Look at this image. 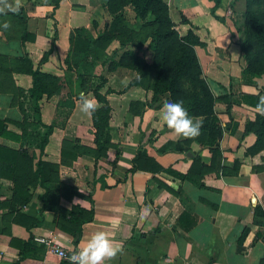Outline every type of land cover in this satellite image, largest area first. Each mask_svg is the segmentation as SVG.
<instances>
[{"label":"crops","instance_id":"0c3cea01","mask_svg":"<svg viewBox=\"0 0 264 264\" xmlns=\"http://www.w3.org/2000/svg\"><path fill=\"white\" fill-rule=\"evenodd\" d=\"M163 1L177 32L191 29L201 41L195 50L216 99V147L167 127L166 94L153 98L147 83L130 85L127 69L103 67L109 140L99 154L92 114L80 110L65 64L70 32L89 23L94 4L20 0L19 14H0V25L11 24L0 26V120L9 133L0 136V264H61L33 238L48 235L77 252L98 231L123 245L105 264H264V217L255 212L264 208V133L256 144L246 123L257 111L236 102L255 92L241 78L232 24L222 0ZM29 67L66 75L72 107L57 94L31 96ZM91 85L81 91L97 109ZM69 229L81 231L77 244Z\"/></svg>","mask_w":264,"mask_h":264},{"label":"trees","instance_id":"16d2710c","mask_svg":"<svg viewBox=\"0 0 264 264\" xmlns=\"http://www.w3.org/2000/svg\"><path fill=\"white\" fill-rule=\"evenodd\" d=\"M58 2V1H56ZM215 7L217 6L219 0H214ZM126 4L132 6L133 12L139 19L145 18L149 11L160 8L162 10V15L157 18L154 28L149 35V47L153 52V58L151 63V69L145 67L138 69V75L135 80L130 82V85L145 84L150 86L153 93V98L159 94L169 92L170 96L174 99L176 95H183V98L187 101V109L189 112L193 113L194 116H203L205 120L204 130L210 125V131L212 132L211 139L205 143L206 145L216 147V139L220 137V124L219 120L214 112L215 97L202 73V69L196 54L195 46L201 44L199 37L189 29L184 35H180L175 29V25L169 14V7L163 0H105L104 7L107 12L111 15H116ZM214 8L211 9V13L214 15ZM258 33H261L260 37V49L264 53V34L262 33L260 26H256ZM82 28H74L71 30L69 35L70 49L65 58L66 70L71 73H75L77 78V84L79 92L91 85V89L95 98L102 103V105L97 108L92 113L93 125L96 129V144L98 153L109 140V129H108V112L109 106L104 97L99 93L100 86L105 82V77L97 76L93 79L94 75L90 74L89 71H85L86 65L83 63V58L86 52L80 51L74 47L76 36L79 35ZM103 36V33L100 37ZM135 39V38H134ZM133 37H126L122 41L123 44L138 43L137 40L134 41ZM144 40V39H143ZM91 43L93 49H97L95 43L97 38L91 36ZM145 41V40H144ZM132 57V53L125 52L123 56L117 62H110L107 65V71H112L116 69L117 66L127 67V59L129 56ZM22 62H28L25 59H20ZM29 66L31 65L30 62ZM115 64V65H114ZM127 64V65H126ZM30 74L32 76V85L29 88L31 96L39 99L43 94L58 95V104L67 105L72 107L73 102L66 100L65 96L67 92V84L70 82L69 78L64 76H54L51 74L43 73L39 69L31 70L29 67ZM153 76H149V72ZM193 75L194 82L191 86L190 96L186 94L189 86L186 87L183 84V77ZM94 80V82L92 81ZM145 79H147L145 81ZM199 84V86H197ZM196 91L194 92V90ZM261 96H264V91L260 90L259 93H246L243 92L239 95L236 102L238 104H246L255 109L258 100ZM246 131H251L256 134V144H260L262 141V135L264 133V116L258 115L255 121H249L246 123ZM7 125L3 120H0V136H8ZM15 154V152H11ZM100 154V153H99ZM98 154V155H99ZM16 156L11 157V161H14ZM37 164L36 174L39 171V165ZM174 172V171H173ZM177 176H183L177 172H174ZM18 190L17 186L15 187ZM46 195H44L45 197ZM255 212L259 216L264 217V208L256 206ZM183 216V215H182ZM179 217V224L181 225V217ZM264 225L263 221H258ZM190 227V226H189ZM188 229V227H186ZM69 231L74 235V244H77L80 238L81 231L78 230L74 232L69 229ZM247 233L245 229L240 236L241 241ZM61 264H69V261L63 260Z\"/></svg>","mask_w":264,"mask_h":264},{"label":"rangeland","instance_id":"374dc122","mask_svg":"<svg viewBox=\"0 0 264 264\" xmlns=\"http://www.w3.org/2000/svg\"><path fill=\"white\" fill-rule=\"evenodd\" d=\"M104 1L105 0H90L95 7L93 17L89 20L88 24L79 27L82 28V30L79 35L76 36L74 47L80 51L86 52L83 58V63L86 65L84 70L89 71L92 75H100L102 77L105 76V72L101 70L103 67L107 68L108 63L111 61H119L125 52H131L132 57L128 55L129 58L127 62L129 65L126 64L127 67L116 66L117 68L121 67L127 69L132 78L130 82H132L139 77L138 69L141 68L142 65L145 67V64H147V68L151 69L153 52L149 47V35L154 28L155 22H157V18L162 15V10L160 8H155L149 11L145 18L139 19L135 16L132 6L126 4L116 15H111L104 7ZM221 7H223V15L229 17L232 24V34L233 37H235V43L239 51L238 67L242 80L245 81L255 93H259L260 90L264 91V53L260 49L261 33H258L256 27L257 25L260 26L264 34V0H222ZM182 20L185 21V18L183 17ZM98 23L100 24L99 29ZM102 33L103 36L100 37ZM91 36L97 38V42L95 43L97 49H93L89 44L91 43ZM126 37L135 38L134 41L137 40L139 45L134 42L123 44L122 41ZM149 76H151V80H153L154 75L150 73ZM146 80L147 79H145V81ZM182 81L186 87L189 86L186 94L190 96V85L194 82L193 75L184 76ZM197 86H199V84H197ZM195 91L196 89L194 92ZM163 94H166L164 96H166V100L168 101L176 102L182 100L184 106L187 108L188 103L183 98V95H176L173 99L169 92ZM163 94H159L155 97H160ZM225 94L222 96H226ZM219 98L220 97H218V99ZM214 112L215 114L217 113L215 108ZM191 114L193 113L189 112V115ZM258 115L259 113L255 112V118ZM199 117L203 118V122L207 120V118L205 119L203 116ZM204 126L205 124L203 123V128L201 130L202 134L199 137L186 139L188 143L196 142L197 140V143H207L211 139L212 132L210 131V125L208 124L205 130Z\"/></svg>","mask_w":264,"mask_h":264},{"label":"clouds","instance_id":"9594fccd","mask_svg":"<svg viewBox=\"0 0 264 264\" xmlns=\"http://www.w3.org/2000/svg\"><path fill=\"white\" fill-rule=\"evenodd\" d=\"M20 7V0H14V2L0 0V14L7 15L8 12L19 14ZM0 26L7 30L11 24L9 21H5ZM77 103L80 110L86 115H91L96 110L95 99L83 91L78 93ZM255 110L264 116V96L259 98ZM160 111L167 127L174 130L177 135L193 139L202 134L203 118L189 115L182 100L166 101ZM122 247V242L113 239L109 232L98 231L91 235L80 250L68 258L69 264H105L106 261L114 260L122 252Z\"/></svg>","mask_w":264,"mask_h":264},{"label":"built area","instance_id":"2783aa9c","mask_svg":"<svg viewBox=\"0 0 264 264\" xmlns=\"http://www.w3.org/2000/svg\"><path fill=\"white\" fill-rule=\"evenodd\" d=\"M34 241L43 244L49 251L57 254L62 260H68V258L75 252H68L65 248H63L60 244H58L52 237L50 236H35ZM63 253V255H61Z\"/></svg>","mask_w":264,"mask_h":264}]
</instances>
